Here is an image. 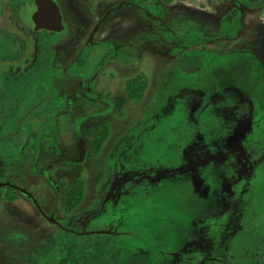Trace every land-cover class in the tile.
<instances>
[{
	"label": "rangeland",
	"instance_id": "1",
	"mask_svg": "<svg viewBox=\"0 0 264 264\" xmlns=\"http://www.w3.org/2000/svg\"><path fill=\"white\" fill-rule=\"evenodd\" d=\"M56 2L72 45H53L49 67L40 60L26 72L14 61L22 31L35 30L33 0L12 12L18 24L14 19L0 29V264H137L147 251L137 243L138 236L147 241V220L164 221L151 233L162 235L174 255L181 237L168 224L187 228L201 202L191 196V184L166 181L160 187L165 208L147 207V175L167 163L177 166L181 149L173 144L205 136L216 124L209 103L217 82L232 80L262 107L264 3ZM40 34L41 54L51 36ZM141 73L150 88L137 103L127 99L124 84ZM107 109L113 111L106 115ZM102 121L110 135L91 158L87 138ZM76 178L84 180L85 197L62 214L61 182L70 186ZM232 245L264 257V231L249 225Z\"/></svg>",
	"mask_w": 264,
	"mask_h": 264
},
{
	"label": "flooded vegetation",
	"instance_id": "2",
	"mask_svg": "<svg viewBox=\"0 0 264 264\" xmlns=\"http://www.w3.org/2000/svg\"><path fill=\"white\" fill-rule=\"evenodd\" d=\"M52 1L59 8V30L36 29L33 14L37 5L33 0L34 12L30 14V18L35 30L22 31L24 42L19 45L22 48L21 55L14 60L24 64L26 72H31L30 66L34 67L39 63L41 65L40 60L49 67L53 63L50 54L53 45L59 43V48L72 45L70 38L68 39L69 25L65 22L59 3ZM27 2L28 0H0V29L7 23L13 26L11 21L15 16L12 12L18 11ZM15 21L19 23L17 18ZM41 32L50 35L51 39L49 45L46 44L47 51L40 54L38 42L45 43V40L39 38ZM146 77L149 86L150 78ZM129 81L124 84V93L128 100ZM148 88L150 87L147 90ZM107 91L109 93L105 99H109L112 93V90ZM210 91L212 121H217L216 124L213 123V127L208 128L205 136L197 133L183 143L173 144L181 149L177 166L173 167L172 162L167 163L164 168L152 169L147 175V188H150L147 190V207L164 209L165 204L161 197L163 188L160 187L166 181H182L185 185L193 186L191 196L201 202V210L191 215L187 228L181 222L176 226L165 222L181 237L180 250L174 255L165 251L163 245L167 241L162 235L151 233L153 224L160 227L162 220L157 223L147 220L144 232L147 233V241L143 242L137 237V243L147 248V251L137 264H264L262 253H238L232 245L249 225L259 226L264 231V104L259 108L258 99H252L243 88L229 79L217 82ZM198 95L195 101L200 103L201 108L204 98ZM111 111L113 109H107L105 114L109 115ZM103 123L108 125L106 121L100 124ZM212 132L216 138L207 139L206 135ZM85 152L88 153V149ZM207 167H210V172H206ZM177 174L182 176L174 177ZM244 237L243 235L242 238ZM125 244L131 247L130 243Z\"/></svg>",
	"mask_w": 264,
	"mask_h": 264
},
{
	"label": "trees",
	"instance_id": "3",
	"mask_svg": "<svg viewBox=\"0 0 264 264\" xmlns=\"http://www.w3.org/2000/svg\"><path fill=\"white\" fill-rule=\"evenodd\" d=\"M130 3H144L150 0H123ZM148 87V79L145 75L139 74L135 78L131 79L127 84V95L131 101L140 103L144 99L146 89ZM110 135L109 126L103 123L101 127L90 137L87 138L88 154L91 158L99 155L103 145ZM61 186L64 188L61 199V213L70 214L78 206L81 205L85 197V185L82 178L75 179L69 186L65 181L61 182ZM9 198V197H8ZM10 199H15L10 197ZM14 201V200H13ZM42 204L41 201H38Z\"/></svg>",
	"mask_w": 264,
	"mask_h": 264
},
{
	"label": "water",
	"instance_id": "4",
	"mask_svg": "<svg viewBox=\"0 0 264 264\" xmlns=\"http://www.w3.org/2000/svg\"><path fill=\"white\" fill-rule=\"evenodd\" d=\"M35 2L37 10L33 14V21L36 29L59 30V8L55 2L52 0H35ZM35 203L40 211L39 204L37 202ZM48 220L53 221L52 219Z\"/></svg>",
	"mask_w": 264,
	"mask_h": 264
},
{
	"label": "crops",
	"instance_id": "5",
	"mask_svg": "<svg viewBox=\"0 0 264 264\" xmlns=\"http://www.w3.org/2000/svg\"><path fill=\"white\" fill-rule=\"evenodd\" d=\"M229 40H230V41H234V39L231 38V37L229 38ZM214 42H215V40H214V41H210L208 44H209V45H212ZM251 60H253V59H251ZM252 62L255 63L254 60H253ZM21 145H22V147H25V148H23V149H26V148L29 147V146L32 147V150L34 149V148H33V145L30 144V143H21ZM37 152H38V151H37ZM37 152H36V153H37ZM37 154H38V153H37Z\"/></svg>",
	"mask_w": 264,
	"mask_h": 264
}]
</instances>
